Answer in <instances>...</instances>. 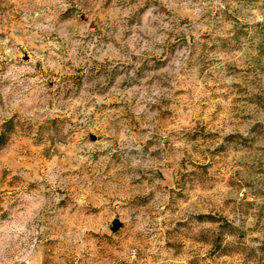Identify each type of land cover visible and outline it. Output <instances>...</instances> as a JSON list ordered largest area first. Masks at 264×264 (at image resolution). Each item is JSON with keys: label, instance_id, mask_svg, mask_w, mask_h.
<instances>
[{"label": "rangeland", "instance_id": "374dc122", "mask_svg": "<svg viewBox=\"0 0 264 264\" xmlns=\"http://www.w3.org/2000/svg\"><path fill=\"white\" fill-rule=\"evenodd\" d=\"M0 135V264H264V0H0Z\"/></svg>", "mask_w": 264, "mask_h": 264}, {"label": "clouds", "instance_id": "9594fccd", "mask_svg": "<svg viewBox=\"0 0 264 264\" xmlns=\"http://www.w3.org/2000/svg\"><path fill=\"white\" fill-rule=\"evenodd\" d=\"M23 227H24L23 225H17L16 228H15V230H20V229H22Z\"/></svg>", "mask_w": 264, "mask_h": 264}, {"label": "trees", "instance_id": "16d2710c", "mask_svg": "<svg viewBox=\"0 0 264 264\" xmlns=\"http://www.w3.org/2000/svg\"><path fill=\"white\" fill-rule=\"evenodd\" d=\"M4 136L0 135V142L3 141Z\"/></svg>", "mask_w": 264, "mask_h": 264}]
</instances>
